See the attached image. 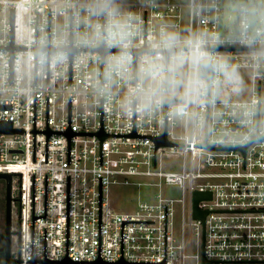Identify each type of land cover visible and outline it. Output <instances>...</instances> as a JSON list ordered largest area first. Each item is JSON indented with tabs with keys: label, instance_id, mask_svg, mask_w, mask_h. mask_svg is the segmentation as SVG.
Listing matches in <instances>:
<instances>
[{
	"label": "built area",
	"instance_id": "2783aa9c",
	"mask_svg": "<svg viewBox=\"0 0 264 264\" xmlns=\"http://www.w3.org/2000/svg\"><path fill=\"white\" fill-rule=\"evenodd\" d=\"M260 1L253 11L239 0H0V123L18 131L0 135L20 218L14 260L264 264ZM226 3L238 7L231 26ZM237 73L249 76L246 99L231 98ZM164 134L181 147L156 149ZM166 149L183 157L180 171L163 170ZM164 185L183 197L110 207L112 186ZM196 192L211 194L197 206L205 232Z\"/></svg>",
	"mask_w": 264,
	"mask_h": 264
},
{
	"label": "rangeland",
	"instance_id": "374dc122",
	"mask_svg": "<svg viewBox=\"0 0 264 264\" xmlns=\"http://www.w3.org/2000/svg\"><path fill=\"white\" fill-rule=\"evenodd\" d=\"M246 3L253 11H255L254 0H239V3ZM259 10L257 12L258 19L264 18V2L261 0L259 5ZM238 7L226 3L225 6V17L224 23L226 26H231L236 18ZM222 27L224 28V25ZM222 28V29H223ZM177 74L180 79V87H184L186 79L185 68H178ZM234 76H240L241 83L239 84L240 92L239 94H233L231 98H248V92L251 89V82L249 81V76L247 73H237ZM228 84H231L228 82ZM228 86L221 84L219 87V93L223 94L224 90H228ZM230 96V95H229ZM174 136L177 138L183 137V127L181 121L178 120V125L174 128ZM183 163V157L178 153H172L169 149H166L161 158V164L164 171H180ZM163 194L165 197H170L174 199H181L183 197L182 191L176 186H166L164 185L161 191L154 188H138L129 186H112L109 193V203L112 210L116 212H132L136 209L139 202L151 201L157 194ZM1 213L4 222L5 214V204L3 203L1 208ZM19 214L18 206H13L12 210V230L17 231L19 229ZM174 229L178 237L181 235V217L177 213L174 219ZM193 239L190 237L189 245H193L191 253L197 252V245L193 244ZM18 238H12V254H17L18 252Z\"/></svg>",
	"mask_w": 264,
	"mask_h": 264
},
{
	"label": "water",
	"instance_id": "95a60500",
	"mask_svg": "<svg viewBox=\"0 0 264 264\" xmlns=\"http://www.w3.org/2000/svg\"><path fill=\"white\" fill-rule=\"evenodd\" d=\"M11 18H12V27H13V11H12ZM15 49L20 50L21 48L13 47V46L11 47L12 51ZM69 52L72 55L75 52V49H69ZM106 53L107 51H103V56H105ZM200 73L202 76H205L208 80H210L213 76V64L212 63H202ZM169 102L170 101L168 100L166 103L168 104ZM14 132H18V131L13 130L10 123H0V135L1 134H11ZM106 137L107 136H102V139L104 140ZM256 139H258V137ZM202 146H206V144ZM160 147H181V145L171 143L170 141L167 140V137L164 134V136L156 140V149ZM245 149L246 148H243L242 151L245 152ZM12 177L13 176L11 174H1L0 173V179L5 182V226H6V237L8 238V241L10 240L11 235L15 234L12 231V203H13ZM209 199H211L210 193L196 192L194 194V219L202 222L204 232H205V218L207 216V212H201L197 206L200 201L209 200ZM10 262L13 264H19L18 260H11ZM204 264H208V262L205 260Z\"/></svg>",
	"mask_w": 264,
	"mask_h": 264
},
{
	"label": "flooded vegetation",
	"instance_id": "af4514ba",
	"mask_svg": "<svg viewBox=\"0 0 264 264\" xmlns=\"http://www.w3.org/2000/svg\"><path fill=\"white\" fill-rule=\"evenodd\" d=\"M3 203L5 204V182L0 179V264H13L10 261L14 260L12 256V238L15 234L11 235L9 243L8 238L6 237L5 216L3 222L1 213Z\"/></svg>",
	"mask_w": 264,
	"mask_h": 264
}]
</instances>
